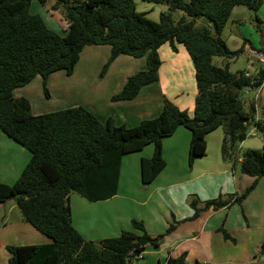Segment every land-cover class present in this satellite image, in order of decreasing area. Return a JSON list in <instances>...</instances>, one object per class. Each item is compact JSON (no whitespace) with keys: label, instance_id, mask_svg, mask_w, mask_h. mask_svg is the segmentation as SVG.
I'll return each mask as SVG.
<instances>
[{"label":"trees","instance_id":"16d2710c","mask_svg":"<svg viewBox=\"0 0 264 264\" xmlns=\"http://www.w3.org/2000/svg\"><path fill=\"white\" fill-rule=\"evenodd\" d=\"M38 1L45 4L50 0ZM55 1L54 9L63 10L69 24L65 35L31 14L32 0H0V129L31 153L13 185L0 183V204L17 201L24 220L53 242L7 247L10 264H132L133 254L144 253L149 245L159 247L174 226L166 234L152 237L142 221L133 220V231L100 243L86 241L72 224L70 197L76 193L93 203L113 198L123 157L148 145L154 146V153L141 160L140 171L142 184H151L166 166L164 139L180 127L192 134L190 168L205 156L207 135L223 129V160L233 167L240 164L241 171L255 181L240 197H219L207 201L204 209L241 204L264 178V149L241 152L240 148L251 128L264 139V111L258 118L255 100L247 110L241 100L245 91H256L263 84L264 68L252 75L233 73L229 62L219 68L213 59L230 61L244 53V47L230 50L221 36L236 7L255 12L264 0H142L185 13L190 20L180 24L174 23L171 12L160 14L158 22L149 20L137 12L135 0ZM201 17L213 23L216 35L196 28ZM166 44L175 53L183 46L193 63L197 86L193 118L166 99L159 117L128 128L112 120L103 124L84 107L35 116L29 100L14 95L38 75L47 79L62 69L73 71L86 47L109 46L111 56L101 76L120 56L147 60V69L130 77L112 97L113 102L131 101L143 87L159 82V49ZM260 53L264 55V50ZM190 205L198 215V201L193 199ZM225 238H229L226 233ZM165 264H187L186 254L169 258Z\"/></svg>","mask_w":264,"mask_h":264},{"label":"crops","instance_id":"0c3cea01","mask_svg":"<svg viewBox=\"0 0 264 264\" xmlns=\"http://www.w3.org/2000/svg\"><path fill=\"white\" fill-rule=\"evenodd\" d=\"M34 2L35 0L31 2L30 7L33 15L37 14L32 12L35 7ZM67 29L68 27L64 30L63 35ZM94 47L97 50L103 49L107 53V60L110 58L111 47L109 46L86 47L80 58L83 56L82 60L84 61L88 55L94 54L95 51H91L94 50ZM184 49L179 45L178 52L175 53L169 44L163 45L159 49V56L162 55L163 60L166 58L169 61V70L163 69L165 77L167 71L169 73L179 71L176 66L184 67L180 62H183L188 68L194 67L191 58L188 53L184 52ZM244 52H246L245 49ZM253 52L256 51L253 50ZM131 58L129 56L118 57L110 67L109 74L117 64L135 59ZM135 60H137L135 63L138 64L140 70L147 69L146 58ZM230 61H226V63H230ZM88 65H91L90 62ZM88 65L86 67H89ZM162 66L164 67V65ZM263 67L262 65L261 68ZM62 70L50 74L49 80L53 76L56 79L62 78L64 76ZM37 79L38 77L35 80ZM49 84L56 87L65 83ZM104 84L92 83L91 88L85 87L86 84L82 85L81 83L75 88L71 86L70 91L75 89L80 95H85V98L73 100L74 97H70L64 101L65 106L58 111L84 107L103 124L112 120L117 126L136 128L142 122L160 116L163 111L164 97L168 98L166 94L168 92L172 98L168 99L173 104L190 113L186 108V101L179 100L177 93H171L166 89L161 79L157 83L143 87L133 100L123 102H112L110 99L115 94H110L108 91L100 92L99 89ZM167 84L173 85V89L179 87L180 91L184 90L183 83ZM125 85L126 83H119L116 87L117 93L121 92ZM191 85L193 90L188 103L190 109L195 111L197 86L196 83H191ZM27 86L16 89L15 97L28 99L33 115H44L43 112L34 110L33 104L26 94ZM69 90L63 89L62 91L65 95H69ZM92 90H94V96H91ZM178 94L182 96L181 93L178 92ZM98 95L101 98H97ZM259 97L260 94L257 95V98L255 95L256 107ZM257 117L261 118L258 115V110ZM215 132L207 135V152L205 156L196 159L191 168L188 162L191 132L180 127L173 136L164 139L163 158L166 166L147 186L141 181L140 164L143 158H152L154 153L152 145H148L139 153L124 156L121 162L116 196L106 201L93 203L76 193L71 195V220L74 228L86 241L100 243L106 239L117 238L123 232L133 231V220L142 221L145 230L152 237L164 235L169 227L174 226V230L161 240L159 247L146 246L144 257L137 264H165L169 258H177L183 254H186L187 264H264V256H262L264 255V178L258 181L255 189L241 204L220 210L204 209L207 201L219 197H228L227 200L231 196L240 197L255 181V178L245 175L241 169H237L231 163L223 160L221 147L224 134L222 137L221 135L215 136ZM211 140L217 141L218 145L213 152L210 151L209 142ZM261 144L264 145V139ZM261 144H250L245 140L240 148L263 150L264 146L260 148ZM211 153L213 158L210 157ZM21 155L26 158L22 146L7 137L0 129V164H4L5 170H10L9 173L7 171L3 174L0 173V183L13 185L18 180L19 176L15 179L12 169L23 160ZM128 163L134 165L131 172L133 180H127L129 189L125 194H122L123 171ZM193 199L198 201L197 209L200 210L198 215H195L196 212L190 205ZM4 205L5 203L0 204V215ZM13 207H10L4 220L0 221V264H10L11 255L7 250L9 246L34 247L53 243L51 239L38 232L24 220L18 218V222H13ZM236 208L240 210L238 211ZM225 233L229 236L228 239L225 238Z\"/></svg>","mask_w":264,"mask_h":264},{"label":"rangeland","instance_id":"374dc122","mask_svg":"<svg viewBox=\"0 0 264 264\" xmlns=\"http://www.w3.org/2000/svg\"><path fill=\"white\" fill-rule=\"evenodd\" d=\"M135 3L137 5V12L140 14H144L149 20L154 22L159 21L160 14L168 13V12H171V16L175 24H180L184 21L190 20V18L185 13L178 10H171L165 5L153 4L142 0H135ZM34 4L35 7L33 8L32 12L37 13L34 15H39L51 30H53L54 32L60 35H63L64 30L67 27L69 28V24L65 18L63 10L54 9V5L56 4V1L50 0L47 3L42 4L38 0H35ZM195 26L197 29L206 28L213 35H216L213 23L206 17L199 18ZM221 37L227 42V45L230 50L237 51L242 47H244V49L246 50V52H244L239 58L230 61L229 69L231 72L236 73L239 71H247L251 75L258 72L261 69L262 64L259 63V59L254 54L253 50L256 51L255 52L256 54H260L259 52H262L264 50V4L258 11L255 12L243 6L236 7L233 10L231 19L229 20ZM245 42L246 44L244 45ZM182 48L184 49L183 46ZM93 49L94 50L91 51H95L94 54L88 55V57H86L84 61L82 60L83 56L79 58L78 63L76 64V67L73 71L68 72L66 70H62L64 71V76L62 78L56 79V77L53 76L51 80H49L50 76H48L47 79H44L43 76L38 75L37 76L38 79L35 80L37 78L36 77L33 80V82L27 86L26 94L29 96L33 104L34 110L36 112H43V114H50L53 113L54 111L57 112L58 110L63 108L65 106L64 101L69 99L70 97H74L73 100H79L80 98L84 99L85 95H80L79 92H77L75 89L72 91L69 90L71 86L75 88V86L80 83L82 85L86 84L85 87L88 88H91L92 83H105V84L107 83L106 85L104 84L105 86L104 85L101 86V88L99 89L100 92L105 93L106 91H108L110 94L117 95L120 93V92L117 93L118 91H116V87L118 86L119 83L120 84L127 83L130 77H132L133 75L139 72H143L146 70V69L140 70L138 64L135 63V61L137 60L133 59L132 61L128 60V62L126 63L117 64L109 74L108 71L110 67L113 65L112 63L109 69L107 70V72L105 73V75L101 76L102 69L107 64L109 59L107 60L106 57L107 53H105L103 49L100 48V50H97L96 47H94ZM184 52L187 54L185 49ZM160 61H161V66L164 65V67L162 66V69L160 67L161 71L159 70V77L161 79V82L164 83L165 88L168 89L171 93L174 92L177 93L179 100L181 99L182 101L184 100L186 101L185 102L186 108L189 110L191 114L188 112L187 113L189 114L190 117L193 118L194 111L190 109L191 107H189L190 104L188 103V99L193 90L191 83H196L194 67L188 68L185 66V64H183V62H180L184 67L176 66L179 71L177 72L173 71V73H169L167 71L165 77V72L163 69L167 68V70H169V63H168L169 61L166 58L163 60L162 55L160 57ZM89 62L91 64L90 66L88 65ZM213 63L219 68H224L226 65V61L220 57H215L213 59ZM87 65L89 67H86ZM49 83L51 84L65 83V84L64 85L59 84L58 86L54 87ZM167 83H173L174 85L175 83H179V84L183 83L184 90L180 91L179 87H175V89H173L172 87L173 85H168ZM63 89H68L69 95H65L64 92L62 91ZM178 92L181 93L182 96L179 95ZM256 93L257 91H251L250 93L242 95L241 100L246 110L248 109L249 103L252 102L253 99L255 100ZM166 94L168 98H171V95L168 92ZM259 94L260 97L257 101V110H258V115L262 116L264 111V90L261 91ZM94 95H95L94 90H92L91 96ZM97 98H101V96L98 95ZM168 98L164 97V101L166 99L169 100ZM110 100L112 101V98ZM119 102H123V101H119ZM249 133H254V135L252 136L248 135L246 139L247 142H249L250 144L262 143L263 137L259 133L255 132L252 128L249 130ZM223 134H224L223 129L219 128L218 130H216L214 135L215 136L221 135L222 137ZM209 145L211 152H213L216 149V146L218 147L217 141L215 142L213 140L209 142ZM262 146L264 145L261 144L260 148H262ZM152 148H154L153 145ZM22 149L26 154V158H23V155H21V159L23 160L18 164H16L15 167H13L12 173L15 179L18 178V176L20 177L24 167L28 164V162L31 159V153L23 147ZM242 151L244 150L241 149V152ZM210 157L213 158L212 153ZM133 168H134L133 163L126 164V169L123 171V182L121 186L122 194H125V192L129 189L127 180H133V177L131 176L132 175L131 172ZM236 168L241 169L240 164ZM5 171H7L8 173L10 172L9 169L6 170L4 169V164L2 165L0 164V173L2 172L3 174L5 173ZM71 195H75V194L73 193ZM223 198L228 199V197H223ZM12 206H14L12 213L13 222H18V218L24 220L22 213L18 207L17 201L10 200L5 203L4 208L2 209V213L0 215V221L4 220L5 215L9 212L10 207ZM236 210L239 211L240 209L236 208ZM132 264H137V262L133 260Z\"/></svg>","mask_w":264,"mask_h":264},{"label":"built area","instance_id":"2783aa9c","mask_svg":"<svg viewBox=\"0 0 264 264\" xmlns=\"http://www.w3.org/2000/svg\"><path fill=\"white\" fill-rule=\"evenodd\" d=\"M254 54L258 57L259 63L264 66V55L263 54H256L255 52H254ZM263 90H264V82L258 89H256V91H257L256 98H257V95ZM252 91H254V90H252ZM250 92H251V90H247V91H245V94L250 93ZM254 131L256 132L255 129H254ZM248 135L252 136V135H254V133H249ZM143 257H144V253L133 254V258L136 262L141 261L143 259Z\"/></svg>","mask_w":264,"mask_h":264}]
</instances>
